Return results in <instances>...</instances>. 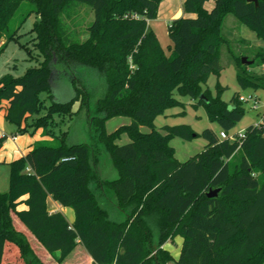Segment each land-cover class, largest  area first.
<instances>
[{"label": "trees", "instance_id": "16d2710c", "mask_svg": "<svg viewBox=\"0 0 264 264\" xmlns=\"http://www.w3.org/2000/svg\"><path fill=\"white\" fill-rule=\"evenodd\" d=\"M162 1L0 0V54L34 14L31 32L43 58L23 76L0 80V111L16 134L41 130L52 138L8 164L10 190L0 193V264H63L78 248L91 264H264V125H250L243 139L235 133L234 140L207 128L205 149L185 162L176 159L171 140L198 135L189 125L155 127L166 109L184 106L176 92L203 105L226 133L236 127L245 114L240 96L227 102L223 88L212 96L205 86L223 70L229 15L264 41V1L214 0L208 10L211 0H184V12L193 17L169 24L170 56L149 26ZM25 4L32 6L13 28ZM79 6L94 13L84 39L66 22ZM257 56L264 64V52ZM237 68L241 87L264 89V73L241 61ZM85 71L105 83L94 104L79 76ZM58 76L70 83L74 94L68 101L56 98L52 83ZM76 103L100 149L70 144L68 132L59 128L75 115ZM120 116L131 123L107 133L106 122ZM123 135L130 142L119 145ZM101 154L117 170L116 179L100 177ZM103 193L112 195L123 214L119 219L101 204ZM49 197L73 210L72 224L62 213L49 212ZM177 236L183 243L175 259L163 246Z\"/></svg>", "mask_w": 264, "mask_h": 264}, {"label": "rangeland", "instance_id": "374dc122", "mask_svg": "<svg viewBox=\"0 0 264 264\" xmlns=\"http://www.w3.org/2000/svg\"><path fill=\"white\" fill-rule=\"evenodd\" d=\"M214 5V0L209 1L206 4L208 10ZM29 4H25L24 10L21 11L16 17L14 27L19 26L22 13L30 9ZM37 20V16L32 14L20 27L18 32V38L8 43L5 50L0 54V80L6 76L11 75L13 77H21L28 71L29 68L37 67L42 62L43 58L40 56L36 49V42L34 40V34H32V28ZM94 20L93 11L86 6H79V8L72 11L66 18L68 28L71 33L77 35L79 38L84 39L86 36V27L90 22ZM152 25L159 30V42L165 51L167 56L172 53V42L168 33L169 24L159 18L156 22L152 21ZM241 25L233 15H229L223 26V35L227 39L228 43L222 46L221 49V64L223 70L218 74H213L209 78L205 89H208L212 96H216L217 87L223 88L222 97L225 101L229 102L234 94L244 98L249 96H255L258 98L257 102L247 101L243 102L245 107V114L242 120L236 125V127L226 133L215 122H211L207 116L206 109L203 105H197L189 95H182L176 92V98L181 101L184 106H174L165 110V112L155 118V127L157 130H161L164 126H176V125H189L192 130L197 134V137H193L190 141L183 140L179 137H175L171 140V146L175 149V156L179 162H185L190 158L200 154L207 144L206 139L202 136V132L211 128L218 133L221 139L227 137L232 138V134L244 131L248 126L255 125L260 121L261 115L264 113V89L253 87L243 88L238 84L237 80V63L242 58L246 57L248 60L253 61V64L247 65L249 69L257 74L264 73V64L261 58L257 56V50L254 51L253 46H249L247 43L241 42L243 37V29L247 33L252 34L248 28ZM240 28V29H239ZM254 35V34H252ZM4 42H0V46ZM86 72V71H85ZM77 74H80L77 72ZM95 75V76H94ZM82 79V83L88 86L92 95V104L94 100L99 98L105 92V83L103 78H100L93 72H86L79 75ZM56 98L60 101H68L73 96L72 88L67 80V77H55L52 83ZM46 94L41 95L42 99H46ZM48 103V101H47ZM79 103L74 105L75 115L71 120L61 123L60 129L63 132H68L67 141L70 144L89 143L96 149H100L98 146L94 134L90 129V125L84 111H79ZM57 121L60 119L56 118ZM131 118L120 116L115 117L106 122L107 133H113L124 125L131 123ZM141 131L144 133L150 132L148 127H142ZM0 134L3 138L2 145L0 147V193H6L10 190V169L9 163L15 160L19 154L21 148H25L27 144H31L30 148H33L35 144H49L52 138L42 135V131L28 133H17L16 126L9 122L5 118L4 111H0ZM16 135L17 140H13L12 136ZM122 139L118 140L119 145L130 142L127 135H123ZM97 170L100 177L108 180H114L117 178V170H115L106 154L100 155V163H97ZM112 195L109 193H103L101 197V204L106 207L113 219H119L123 214L117 210L111 200ZM182 243L178 246L171 247V254L175 259L180 256ZM170 248V247H169ZM80 251H75V254H71L63 264H88V255L79 248Z\"/></svg>", "mask_w": 264, "mask_h": 264}, {"label": "crops", "instance_id": "0c3cea01", "mask_svg": "<svg viewBox=\"0 0 264 264\" xmlns=\"http://www.w3.org/2000/svg\"><path fill=\"white\" fill-rule=\"evenodd\" d=\"M183 2H184V0H163L161 2V4H160V7H159L160 11L158 12L157 19L152 20V21L156 22L157 20H159V18H162L165 21V23L167 22L168 24H170L173 20L181 18V17H193V15L187 14V13L184 12ZM152 21L149 22V26H151L150 28L156 33L157 37H159L158 36L159 35V30L157 29V26L155 28L152 25ZM245 27H242V28H245ZM243 30H244L243 31L244 35H243V37H241V42L243 44L247 43L251 47L253 46L254 51L257 50V52L258 51H263L264 52V41L259 39L254 32L252 33L254 35H252L250 33H247V31H245V29H243ZM0 138H2L1 134H0ZM12 139L13 140H17V136L13 135ZM30 145L31 144H27V146H25V148H21L20 154H19V156L16 159H18V158H20L22 156H25L26 153H28V151L31 149ZM47 206H48V210H49L50 213L60 212L66 217V219L69 221V223L72 224L74 222L75 215H74V212H73V210L71 208L62 207L57 202H55V200H53L51 197L48 198ZM25 208H26L25 206H20V209H25ZM179 243H183V238L180 237V236H177V238H175L173 242H168L163 247L166 250H168L170 252V254H171V251H170L171 247H174V246L175 247L176 246L179 247ZM39 250L41 251V249H39ZM77 251H80V253L82 252L81 250H79V248L76 250V252ZM73 254H75V252ZM87 255L88 254H86V256ZM87 258H88V260H87L88 264H91L92 259L89 257V255H88Z\"/></svg>", "mask_w": 264, "mask_h": 264}, {"label": "built area", "instance_id": "2783aa9c", "mask_svg": "<svg viewBox=\"0 0 264 264\" xmlns=\"http://www.w3.org/2000/svg\"><path fill=\"white\" fill-rule=\"evenodd\" d=\"M239 100L241 101V102H247V101H254L255 103L257 102V100H258V98H256L255 96H249L248 98H244V97H239ZM256 125H258V126H262V125H264V113L261 115V117H260V121L259 122H257L256 123ZM238 137L239 138H241V139H243L244 137H245V130L244 131H241V132H239L238 133ZM230 137H227V138H225V139H229ZM15 139V138H14ZM230 139H232V140H234V137H232V138H230Z\"/></svg>", "mask_w": 264, "mask_h": 264}, {"label": "water", "instance_id": "95a60500", "mask_svg": "<svg viewBox=\"0 0 264 264\" xmlns=\"http://www.w3.org/2000/svg\"><path fill=\"white\" fill-rule=\"evenodd\" d=\"M246 1L249 3H254L255 5H258L259 1H264V0H246ZM241 62L244 65H250V64L254 63L253 61L248 60L246 57L242 58ZM200 98H203V95H201ZM218 191H219L218 189L211 191L207 195H208V197H214L217 195Z\"/></svg>", "mask_w": 264, "mask_h": 264}]
</instances>
